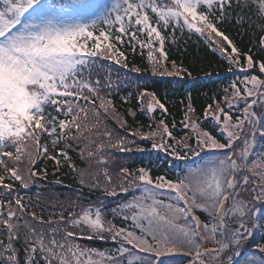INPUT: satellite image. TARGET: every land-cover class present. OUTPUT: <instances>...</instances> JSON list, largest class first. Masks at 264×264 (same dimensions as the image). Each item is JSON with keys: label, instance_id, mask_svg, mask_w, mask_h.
I'll return each instance as SVG.
<instances>
[{"label": "snow or ice", "instance_id": "6c2138e0", "mask_svg": "<svg viewBox=\"0 0 264 264\" xmlns=\"http://www.w3.org/2000/svg\"><path fill=\"white\" fill-rule=\"evenodd\" d=\"M246 11L264 21V0H114L111 4L0 0V166L7 178L27 188L40 175L35 169L40 157L52 160L57 170L66 163L77 171L68 155L69 141H86L79 154L98 169L94 179L103 175L106 196L128 194L130 189L139 192L112 209L114 217L120 213L124 221L130 220V227L107 220L106 206L99 203L80 206L67 216L61 209L45 221L43 215L29 211L20 197L0 199V264H153L138 252L153 254L159 264H166L161 257L178 253L189 258L188 264H236L235 258L244 255L246 248L250 251L244 264H264V243L252 239L255 231H264V156L250 158L257 137L264 139V56L257 59L251 48L241 52L218 28L230 15L237 24H244ZM169 27H186L206 36L228 61L229 71L235 65L242 73L224 89L227 109L215 101V107L208 104L204 110V118H212L217 133L191 119L194 109L189 103L183 127L191 134L177 141V147L166 142L175 137L163 120L156 131L131 129L113 102L101 95L100 81L85 75L97 57L127 67L125 53L117 47L127 37L133 50L137 43L148 49L153 73L190 76L175 62L171 71L165 63L161 30ZM259 30L264 33V23ZM258 44L264 52V35ZM255 68L261 75L249 74ZM145 98L147 111L157 106L164 109L154 92H140L141 103ZM233 108L237 113L230 111ZM108 120L118 127L109 128ZM126 127L129 132L120 135L119 130ZM129 134L134 139H127ZM137 137L180 159L185 157L178 149L195 156L205 153L206 159L176 179L153 177L145 167H122L114 182L107 167L112 159L109 149L130 151L127 145ZM61 143L64 147L59 148ZM217 152L223 155H214ZM25 157L26 174L19 167ZM6 159L16 166L7 167ZM80 175L84 184L85 172ZM5 179L0 175V188L10 194L13 183ZM100 186L96 179L93 187ZM165 190L172 194L167 201L158 198ZM197 210L207 213L208 219L201 220ZM85 236L110 239L117 247L114 252L87 247L78 242Z\"/></svg>", "mask_w": 264, "mask_h": 264}, {"label": "trees", "instance_id": "16d2710c", "mask_svg": "<svg viewBox=\"0 0 264 264\" xmlns=\"http://www.w3.org/2000/svg\"><path fill=\"white\" fill-rule=\"evenodd\" d=\"M244 17L245 23L241 25L235 22V16L230 15L223 23L218 24V28L229 37L233 45L241 52L251 48L256 58L259 59L264 56V52L259 51L258 44L260 36L264 35L259 30V25L264 21L256 19L252 12L246 11ZM161 31L165 36L164 48L167 53L165 63L169 70H172L171 65L175 62L177 68L187 69L191 73L190 76L187 73H182L179 76H161L153 73L147 59L148 49H141L137 43L135 50H133L127 42V37H124L125 43L123 45L117 44V47L125 53L127 67L123 66V62L117 64L114 60L97 57L92 58L90 65L86 68L85 75L92 81H100L101 95L113 102L116 112L127 121V125L131 126V129L143 133L156 131L159 122L163 120L175 137V140L166 138V142L172 147H177V141L191 134L189 129L183 127L186 122L185 114L188 112L189 103H191L194 109L190 114L191 119L196 120L204 130L215 135L217 129L214 121L211 117L204 118V110L208 104H213V107H215V101H220L222 106L227 109V105L223 103L224 89L229 88L231 82L238 76L242 78L240 69L233 65L232 71H229V63L221 55L216 43H210L206 36H201L195 30L190 31L186 27L183 30L179 27L175 29L169 27ZM140 39L144 40L145 37L141 35ZM224 43L226 44V42ZM156 47L158 48L159 45L157 44ZM228 47L230 51L231 46ZM244 63L245 61L242 59L241 64ZM135 69H139V71ZM249 74L261 75L258 68L249 70ZM261 78H264V75H261ZM145 90L154 92L160 103L164 105V109L157 106L153 111H147L148 99L145 98L143 103L138 99L140 92ZM230 111L237 113V108ZM132 112H135L134 117L131 115ZM106 123L109 128L118 127L114 120H108ZM126 132H129L127 127L119 130L120 135H125ZM126 138L134 139L130 134ZM257 139V143L253 146L255 149L252 148L250 153V158L253 159L264 156V139L259 136ZM135 140L134 144L127 145L130 151L121 152L117 149H109L112 159L107 167L109 173L114 177V182H118L119 170L122 167H127L130 170L145 167L151 170L153 177L166 175L169 179H176L178 176L183 177L189 168L201 166L206 159L205 153L195 156L191 152L178 149L181 156L185 157L180 159L174 155H169L163 149H153L150 140L139 139L138 137ZM69 142L72 144V148L68 151V155L77 171H73L66 163H62L57 170L52 160L40 157L35 166L40 175L29 181L27 188H23L18 181L13 182L8 179V173L4 170V166H0V175L6 177L5 183H13L10 194L6 189L0 188V199L9 200L20 197L29 211L34 210L38 216L43 215L45 221L49 219L52 213H59L61 209H63L64 215L67 216L69 211H79L80 206L99 203L106 206L104 212L107 220H112L122 227H130L131 221H124L120 213H117L114 217L112 209L122 200L130 199L132 194L139 195V192L130 189L128 194L106 196L103 175L96 177L101 186L93 187L96 183L93 173H97L98 169L95 165L90 167L89 162L82 159L79 154L87 142ZM156 142H159V137H157ZM191 143L194 147L195 141L193 140ZM257 146L259 147L258 150ZM58 147L62 148L64 144L61 143ZM49 151L52 152L50 143ZM214 155L222 156L223 153L217 152ZM58 158L62 159L61 157ZM23 159L24 162L19 167L26 174L29 165L26 157ZM5 163L7 167L16 166L15 161L6 159ZM81 171L85 172L83 176L84 184L80 182L82 178ZM171 195L165 190L158 198L167 201ZM196 214L200 216L201 220L206 221L208 219L207 213L197 210ZM36 227L39 228L40 225H36ZM257 232L259 235H257ZM262 236H264V231L257 230L254 232L252 239L264 243V240H261ZM5 242L7 241L5 240ZM78 242L99 250L112 249L113 252L117 247V242L110 239L103 241L99 239L89 240L85 236L78 238ZM22 243L23 241L17 247L20 248ZM249 251L246 248L244 255L236 257V264H244ZM138 254L142 258H150L154 262L153 254L139 252ZM22 256L23 253L21 252ZM187 258L178 253L160 259L165 262H174V264H186L185 260ZM133 264H138V262L134 261Z\"/></svg>", "mask_w": 264, "mask_h": 264}, {"label": "rangeland", "instance_id": "374dc122", "mask_svg": "<svg viewBox=\"0 0 264 264\" xmlns=\"http://www.w3.org/2000/svg\"><path fill=\"white\" fill-rule=\"evenodd\" d=\"M97 2H100V3H109V4H111L112 2H114V0H97ZM256 110H257V112H258V114H259V111H260V105L258 104L257 106H256ZM257 140L258 139H256V143H257ZM255 143V144H256ZM253 149H255V148H253ZM259 149V147L257 146V150ZM191 166V164L189 165V167ZM195 168H197V167H195ZM195 168H189V169H195ZM188 170V169H187ZM188 172V171H187ZM187 172H185L184 173V175L187 173ZM204 213V212H203ZM148 259H150V258H148ZM154 260V262H153V264H159V261H157L155 258L153 259ZM167 262L168 261H166V264H167ZM185 262H186V264H188V258H187V260H185Z\"/></svg>", "mask_w": 264, "mask_h": 264}]
</instances>
